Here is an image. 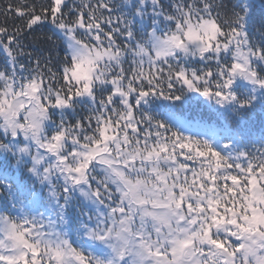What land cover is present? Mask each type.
<instances>
[{"label":"snow or ice","instance_id":"snow-or-ice-1","mask_svg":"<svg viewBox=\"0 0 264 264\" xmlns=\"http://www.w3.org/2000/svg\"><path fill=\"white\" fill-rule=\"evenodd\" d=\"M0 264H264V0H0Z\"/></svg>","mask_w":264,"mask_h":264}]
</instances>
